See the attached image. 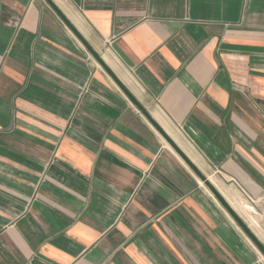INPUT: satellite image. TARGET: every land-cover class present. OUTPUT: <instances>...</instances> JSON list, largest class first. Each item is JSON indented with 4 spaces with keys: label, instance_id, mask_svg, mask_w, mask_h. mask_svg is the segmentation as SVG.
I'll return each instance as SVG.
<instances>
[{
    "label": "crops",
    "instance_id": "obj_1",
    "mask_svg": "<svg viewBox=\"0 0 264 264\" xmlns=\"http://www.w3.org/2000/svg\"><path fill=\"white\" fill-rule=\"evenodd\" d=\"M264 245V0H52ZM45 0H0V264H264Z\"/></svg>",
    "mask_w": 264,
    "mask_h": 264
},
{
    "label": "water",
    "instance_id": "obj_2",
    "mask_svg": "<svg viewBox=\"0 0 264 264\" xmlns=\"http://www.w3.org/2000/svg\"><path fill=\"white\" fill-rule=\"evenodd\" d=\"M45 1L57 14V16L61 19V21L67 26V28L73 33V35L81 42V44L84 46L87 52H89V54L95 59V61L101 66V68L110 76V78L117 85V87L123 92V94L139 110V112L145 117V119L151 124V126L160 134V136L169 144V146L176 152V154L181 158V160L194 172V174L198 177V179L212 193V195L223 206V208L227 211V213L231 216V218L238 224V226L243 230V232L247 235V237L253 242V244L264 256V245L257 239V237L252 233V231L243 222V220L237 215V213L228 204V202L214 188V186L208 181V179L201 174V172L196 168V166L181 151V149L171 140V138L164 132V130L153 120V118L147 113V111L137 102V100L131 95V93L126 89V87L117 78V76L105 64V62L102 60L99 54H97L89 46V44L82 38V36L77 32V30L68 21V19L62 14V12L54 4V2L52 0H45Z\"/></svg>",
    "mask_w": 264,
    "mask_h": 264
},
{
    "label": "bare ground",
    "instance_id": "obj_3",
    "mask_svg": "<svg viewBox=\"0 0 264 264\" xmlns=\"http://www.w3.org/2000/svg\"><path fill=\"white\" fill-rule=\"evenodd\" d=\"M201 183V182H200Z\"/></svg>",
    "mask_w": 264,
    "mask_h": 264
}]
</instances>
